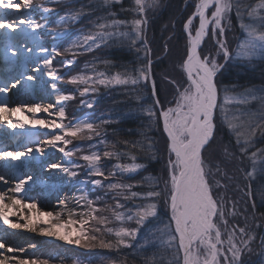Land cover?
<instances>
[{"label":"snow or ice","instance_id":"obj_1","mask_svg":"<svg viewBox=\"0 0 264 264\" xmlns=\"http://www.w3.org/2000/svg\"><path fill=\"white\" fill-rule=\"evenodd\" d=\"M76 3L77 0H42L40 4L35 0H0V10H15L11 16L0 17L4 36L0 59L7 62L38 50L44 56L43 68L36 67L34 71L46 70L50 89L56 95L55 102L47 105L12 107L7 99H0V126L7 129L25 128L16 118L18 113L35 117L43 112L53 117L28 119L29 125L49 130L43 142L13 132L18 146L11 150L0 147V161L5 162L0 171V221L12 229L39 231L86 249L98 247L116 253L132 249L133 256L145 254L143 264H264V212L257 215V200L264 207V145L257 146L258 140H264V88L238 92L237 85L222 82L233 67L264 66V0H182L183 10L192 11L180 22L179 34L175 31V16L161 25L162 33L172 29L166 38L162 36L163 56H154L153 41H149L147 33L170 9L171 0H90L75 7ZM60 5L64 7L56 12ZM51 15L58 16L53 24H49ZM84 17L92 18L88 27L75 34L69 31L70 25L80 23ZM233 18L242 34L235 48L227 38ZM40 30L52 37L51 51L38 43ZM18 31L31 34L37 42L34 47L16 39ZM73 35L74 39L61 47L62 40ZM173 39H183L185 43L174 64L178 75L172 76L167 70L162 73V82L173 94L165 107L159 98L154 67L164 63ZM113 48L135 53V66L118 68L113 60L96 55ZM86 55H92L91 61L72 74L76 58ZM60 56L65 57L61 68L68 72L54 66V58ZM25 79L35 81L36 77L21 73L17 78L0 81V96L6 97ZM60 84L74 88L65 92ZM101 87L122 88L148 121V131L154 124L162 125L166 134L163 187L160 176L149 174L134 179L150 163L162 158L148 131L138 133L144 137L142 141L110 142L107 129L118 124L119 118L93 112L69 119L66 104L76 100L78 94L80 104L93 109L95 100L84 97L99 93ZM141 89L149 94L144 95ZM225 129L230 136L227 144L218 137ZM47 149L67 158L78 157L50 163L49 170L65 173L69 181L75 180L81 169L86 177H96L90 181L100 192L94 198L84 193L83 185L88 181L78 182L82 195L74 203L79 211L69 208L67 200H60L61 211L41 212L36 201L21 198L34 177L23 175L17 162L31 159L34 153L44 156ZM125 159L129 162H122ZM139 159L146 162L140 163ZM104 161L113 163L109 168ZM245 161L247 168L241 167ZM233 163L235 168L229 174L228 165ZM237 172L243 175V187L236 182ZM258 178L261 183L254 187ZM145 186L147 191L134 190ZM109 200L114 203L109 204ZM161 201L166 221L161 219ZM25 209L34 214H25ZM65 212L67 218L63 219ZM13 216L20 219L13 222ZM43 217L54 219L55 224L42 227ZM69 228L74 236L58 231ZM4 236H0V264H50L51 257L19 255L26 249L9 244ZM149 249L151 255L147 254ZM108 264H127V257L111 259Z\"/></svg>","mask_w":264,"mask_h":264},{"label":"trees","instance_id":"obj_2","mask_svg":"<svg viewBox=\"0 0 264 264\" xmlns=\"http://www.w3.org/2000/svg\"><path fill=\"white\" fill-rule=\"evenodd\" d=\"M38 1L41 0H36L35 3L37 4ZM89 2L90 0H77V3L74 6L79 7L80 4H88ZM63 7L64 5L56 6V12H61V9ZM191 11H192L191 8H188L187 11L183 10L182 0H171L170 9L164 12L163 16L161 17L160 21L157 24L151 25L149 27L147 33L149 41H153L152 47L154 51V56L164 55L161 48V45L163 43L162 36L166 38L172 32V29L169 28L167 32L162 33L161 25L165 21H167L170 18V16H175V19L177 20L175 31L177 34H179L181 29L180 22ZM55 16L56 15H51L49 17V24H53L58 19V18L55 19ZM36 18L39 19V16L37 14H36ZM90 19L92 18L84 17L80 21V23L75 25H70L69 31L75 34L80 28L88 27ZM73 36L67 38L71 40ZM241 37L242 34L239 29V26L235 18H233V24L231 26V30L227 32V38L229 40L230 45L233 48H235L238 39H240ZM45 40L48 48L53 47V40L51 36H46ZM63 42L64 41L62 40L61 43ZM184 43L185 42L183 39L180 40L173 39L172 41H170L169 46L171 48V52L165 58L164 63L158 64L157 66L154 67L156 80H157V87L160 90L159 98L161 100V103L165 107L168 106V103L172 100L173 94L171 89L167 88L166 85L162 82L161 79L162 73L164 70H167L169 74L172 76L178 75V70L174 68V64L176 63L179 54L183 52ZM63 46L64 45L61 44V47ZM96 55H100L102 57L113 60L117 64L118 68H122V66H127V67L135 66V60H136L135 53L129 52L127 49H123V50L116 48L105 49L102 52L96 53ZM76 59H77V63L72 67L73 74H75L79 70H82L84 64L86 62L91 61L92 55L80 56ZM101 70H103V68H101ZM116 70L117 69H111V71H116ZM222 82L224 84L237 85L238 92L243 91V89L246 88H254V89L264 88V66L254 67L252 65H249L247 67H233L228 73H226V78H223ZM141 92L146 96L149 94L145 89H141ZM80 99L81 98L77 94V99L75 101L70 102L72 105L79 107V110L76 112V114L73 117H76L78 115L79 116L84 115L86 113H93V112L96 115H99L101 112H105L106 114L111 115L114 120L116 118H119L120 122L118 124L113 123L107 129L108 140L110 142L115 139L141 140V141L144 139V137L142 135H139L138 133H140L141 131H148L146 128L148 121L138 113L136 102L134 100H130L127 96H125L124 90L122 88L116 87L111 89H105L101 87L99 93L92 96L84 97L85 100H95V105L93 109H88L82 106L79 102ZM114 128L116 129L115 134L113 133ZM129 129L133 131L129 132ZM148 135L155 142V149L158 150L157 155H159L162 158L159 160V162L150 163L148 169L146 171L141 170L138 174L134 176V179L139 180L142 176L149 174L153 176H160L162 178L161 187H163L162 181L163 178H165L166 176L164 172V167H165L164 146H165L166 135L163 133L162 125L159 124H154L152 129L148 131ZM218 137L220 140L223 141L224 144H227L230 139L229 133L226 129L218 133ZM262 145H264V140H258L257 146L259 147ZM101 150H103L102 145H101ZM122 162L127 163L129 161L125 159ZM138 162L144 163L146 161L144 159H139ZM111 163L113 162L104 161V164L107 165V167L109 168L111 167ZM241 167L247 168L248 162L245 161V163L241 165ZM234 168H235L234 163L228 165L229 174H232ZM236 175L238 177V180L236 182L241 184L243 187L245 183L243 175L239 172H237ZM83 178L85 177H82V179ZM125 182H132V181L125 180ZM259 183H261V180L258 178L257 181L254 182V187ZM134 190L147 191L148 189L147 186H145L142 189H134ZM239 194L237 193V195ZM139 202L140 201H137V203ZM108 203L112 204L114 202L109 200ZM129 206H131L130 202H129ZM160 210H161V219H165L166 221V217L163 216L164 206L162 201L160 203ZM260 212H264V207H261L259 200H257V214H259ZM78 249L83 250L84 248L78 247ZM93 249H99L101 251L103 250L104 255L109 260L127 257V264H143L142 257L145 255L144 253H140L139 255L133 256L132 249H124L121 253H116L98 247ZM151 252L152 249H149L147 254L151 255ZM108 261H104L102 264H108Z\"/></svg>","mask_w":264,"mask_h":264},{"label":"rangeland","instance_id":"obj_3","mask_svg":"<svg viewBox=\"0 0 264 264\" xmlns=\"http://www.w3.org/2000/svg\"><path fill=\"white\" fill-rule=\"evenodd\" d=\"M41 2H42V0L38 1L37 4H40ZM14 11L15 10H11V11L0 10V17L11 16L14 14ZM32 14L36 16L35 13H32ZM24 15H29V13L25 12ZM57 18H58V16H55V19H57ZM23 27L24 26H21V28H23ZM15 36H16V39H18L21 43L25 44L27 47H34V44L37 43L34 41L31 34H25L24 32L18 31L15 34ZM45 36H48V35H45ZM71 39H74V36ZM3 40H4L3 32H0V42H3ZM63 41L64 42L61 44L66 46L67 43L70 41V39L65 38ZM38 43H40L44 47H46L43 43L42 36H41V39ZM43 58H44V56L41 53H39L38 50L34 49V52L31 55L24 54V55H21L19 57H13L11 59V61L6 62V61L0 59V73L2 72V74H0V75H2L3 77H6L8 75L9 70H11V69L15 70V72H14L15 77L14 78H17L21 73H24L25 75H32V76L36 77L35 81H27L25 79L24 81H22L21 85H19L16 89H12L7 94L6 97L0 96V99H7L9 105L12 107L22 105V104L15 103L12 98H18L19 96H21L20 95V93H21L20 88L26 86L28 89H30V90H28V92L35 90L39 93L38 95H40V98L37 97L36 100H38V102L40 104L47 105L49 103H54L56 100V95L50 89L49 82H48L49 78L46 75V70L41 71V72L34 71V69L36 67L43 68ZM64 59H65V57H62V56L55 57L53 60L54 66L57 68H61V61ZM28 60L30 61V63L23 64V63H25V61H28ZM3 61L5 63L4 65H6V66H3V64H2ZM1 64H2V66H1ZM61 71L62 72H68V69L67 68H61ZM71 73L73 74V68L71 69ZM39 80L41 81L40 84L35 83ZM42 83H44V85L48 88L42 89L40 86ZM35 84L38 86L35 87ZM59 87L65 92L71 91L74 88V86H72V85L68 86V84H60ZM42 98L45 99L43 102L41 100ZM78 110H79V107L72 105L70 102H68L66 104V111L68 113L69 119L73 118V116L76 114V112ZM86 115L87 114H84L83 116H86ZM83 116H81V117H83ZM78 117H79V115L76 116V118H78ZM16 118L25 124V128H17L14 130H12V129L8 130L6 127L0 126V130H2L0 132L6 133V131H7L8 133L12 134L13 132L16 133L18 131V132H26L29 135L35 134L34 136H31L33 138V140H36L38 137H40L39 141L43 142V140L45 138H47V133L49 130L42 128L40 126L29 125L28 119L29 118H36V119L50 120L53 117L48 116L46 113H43V112L37 113L35 115V117H33L32 115H28L26 112H23V113H18L16 115ZM65 122H67V121H65ZM42 136H44V137H42ZM17 146H18L17 143L14 141L12 147L15 148ZM69 147H71V145ZM48 150L50 152V155L55 156V161H53V163H64V162L68 161L69 159H72V160L78 159V157H72V158L64 157L62 153H60L56 150H51V149H48ZM46 156L40 157L39 154L34 153L33 157L31 159H27V158H25L24 160L22 159L20 162H17V165L20 168L21 173L23 175H26L27 168L29 166L26 164V161L27 160H29V161L33 160V162L35 161L34 165L39 166L40 169L38 170V172L33 171L32 176L34 178L38 179L40 186H43L44 188H48V187H50L49 185L58 184V182H56L53 178L51 181H48V179H50V175L54 174V173H55L54 175H56V177L60 180L61 184L57 185L58 187L54 192H52V193L49 192L48 194H46V196H44L43 194H40V193H38L37 195H31L32 193L27 191V185H26L23 198L28 199L29 196H32L35 198V196H36L37 198H39L41 200L50 201V204H53V205L55 204V206H56V204H59L60 200H65L68 196H71V195H74V196H77L78 198H80V196L82 195V192L79 190L81 185H79L78 182H75L76 184L72 185L71 181H74V180L69 181V177L65 173H63L59 170H54V169H53V171L49 170L47 168V165L43 166L45 158H47ZM79 162L83 163V161H79ZM4 163L5 162L0 161V167L4 168ZM80 177L81 178L85 177L83 179L88 181L87 184L83 185L84 193H86L87 195H89L90 197H93V198L96 195L100 194L99 190H95L93 188V185L90 182L92 179H95L96 177H86L84 175L83 169H81V174L79 176H77L75 178V180L80 178ZM83 179H82V181H84ZM45 181H47V184L45 183ZM240 186L242 187L241 184H240ZM61 194H63V195L61 196ZM229 194H232L231 189H229ZM239 195L242 196L243 193H240ZM56 201H58V202H56ZM250 211H251V209H250ZM257 215H259V214H257ZM18 217L19 216H14V217H10V219L12 221H17V219H20V217L19 218ZM76 218L78 219L79 217H76ZM42 220L45 222H48L49 224H55V220L51 219L49 217H44V219L42 218ZM20 222L23 223L22 221H20ZM6 228L7 227L1 226L0 232L2 233V235L4 236V234L7 233V235L4 237L8 238V240L9 239L13 240L12 245L21 246L20 242L18 240V236H17V235H20L19 233H21V232L16 233V231L9 230ZM65 232H67L68 234H70L72 236L75 235V233L72 232L71 228H69L67 230L62 229L61 235H64ZM55 241L57 242V244L54 246L38 245L37 243H33V242H31V243L25 242L24 246H22V247H24L26 249V252H28V254H30L31 252H34L38 249H41V255L39 256L40 258L51 257L52 258L51 260H53L55 258H60V260H61L59 262L60 264H77V262H78V264H102L104 261L109 260L104 255L103 250L101 251L99 249H93V248H91V249L84 248L83 250H80V249H78V247H80V246H77L74 244H68L64 240L57 238V239H55ZM33 244L36 245L35 248L30 247V245H33ZM62 244L66 245L67 248L65 249L64 246H62ZM43 254L45 255L44 257L42 256ZM8 255H12V254H8ZM19 255H21V254H19ZM252 259L255 260L256 257H252ZM51 260H50V263H51Z\"/></svg>","mask_w":264,"mask_h":264},{"label":"bare ground","instance_id":"obj_4","mask_svg":"<svg viewBox=\"0 0 264 264\" xmlns=\"http://www.w3.org/2000/svg\"><path fill=\"white\" fill-rule=\"evenodd\" d=\"M23 64H25V63H23ZM11 71H13V69L10 70L11 74H9L7 77H5V78H1L0 77V81L12 79L14 75H12L13 72H11ZM35 83H37V84L39 83L40 84L41 81L39 80V81H37ZM37 86L38 85L35 84V87H37ZM40 86H41L42 89H47L48 88V87H46L44 85V83H42ZM28 90H30V89H28L26 86L20 88V92H21L20 95L21 96H19L18 98H12L13 101L15 103H17V104L39 103L38 100H36L37 97L40 98V95H38L39 93L37 91H35V90H33L31 92L30 91L28 92ZM41 100L43 102L45 99L42 98ZM27 114L28 115H32L31 113H27ZM18 135H26V134L20 132V133H18ZM42 137H44V136H42ZM38 138L37 139L40 140V137H38ZM0 147H7L9 150H11L13 148L12 147V140L7 139V137H4L3 139L0 140ZM46 152H47V154H46L47 156L46 155L40 156V157H45V156L47 157V158H45L43 166L44 165H48L50 163H53V161H55V156L54 155H50V152H49L48 149L46 150ZM22 159L24 160L25 158H22ZM1 162H4V161H1ZM34 162H33V160H30V161L27 160L26 161V163L29 165L28 168H27V175L28 174L32 175L33 171L38 172V170L40 169L39 166L34 165L35 164ZM3 170H4V168L0 167V171H3ZM54 174H51L50 175V179H48V181H51L52 178H53L56 182H58V184H56V185L54 184L55 185L54 187L44 188L43 186H40V183H39L38 179L34 178L33 182H30L27 185V191L32 193L31 195H37L38 193H40V194H43L44 196H46V194H48L49 192H51V193L54 192L57 189V187H58L57 185L61 184L60 180ZM62 195L63 194H61V196ZM20 196H21V198H23L24 192H22L20 194ZM28 199L31 200V201H36L37 205H38V208H39V210L41 212L51 211V212H53L55 214L56 212L61 211V208H62V205H60V204H56V206H55V204L54 205L50 204V201L41 200V199L37 198L36 196H35V198L32 197V196H29ZM78 199L79 198L77 196L71 195V196H68L65 200L68 201V207L69 208H76L77 211H79L80 210L79 207L74 203V201L78 200ZM56 202H58V201H56ZM24 213L25 214H29V215H33L34 214V213H28L27 209L24 210ZM62 218L63 219L67 218V213L66 212L64 213V216ZM43 219H44V217H43ZM17 220H19V219H17ZM20 221H22V220H20ZM13 222H15V221H13ZM48 224H49L48 222H45L43 220L41 222V226L42 227H47ZM1 226L7 227L6 229H9V230L16 231V233L17 232L18 233L21 232L22 234L19 233L20 235H17L21 246H24L25 242H28V243L33 242V243H37L38 245H47V246H54V245L57 244V242L55 241V239H57V237H55V236L41 235L39 233V231L31 232V231H28V230H25V229H12V228H10V226L4 225L2 223V221H0V228H1ZM58 231L61 234L62 229H59ZM0 236H3L1 232H0ZM5 239L8 241L9 244H12L13 240H11V239L8 240V238H5ZM62 246H64L65 249L67 248L66 245L62 244ZM40 255H41V249H38V250H36L34 252H31L30 254H28V252H25V253L21 254V256H26V257H39ZM42 256L44 257L45 255L43 254ZM60 261H61L60 258H55V259L51 260L50 264H60L59 263Z\"/></svg>","mask_w":264,"mask_h":264}]
</instances>
